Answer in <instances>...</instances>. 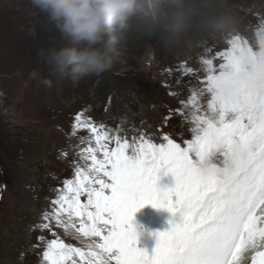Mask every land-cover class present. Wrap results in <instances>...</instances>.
<instances>
[{"label":"rangeland","instance_id":"1","mask_svg":"<svg viewBox=\"0 0 264 264\" xmlns=\"http://www.w3.org/2000/svg\"><path fill=\"white\" fill-rule=\"evenodd\" d=\"M197 1L186 0L178 9L171 0H164L153 24L136 20L128 33L114 39L112 55L118 67L106 71L110 76L103 73L73 83L51 77L40 55L68 43L46 15L33 9L30 0H0V264H49L43 253L53 239L85 253L90 244L101 242L99 237L76 231L81 219L90 223L86 217L69 218L67 213H61L59 224L52 216L55 226L38 230L42 213L51 215L50 202L71 195L64 184L76 181L78 171L93 181L97 178L83 152L89 142L96 147L95 139L90 132H76L72 127L78 113L85 122L97 124L101 134L107 130L110 137L120 136L131 144L147 133L145 139L159 144L165 142L160 131L163 117L181 108L163 132L182 147L195 138L197 116L211 114L210 96L202 91L206 85L196 74L203 67L202 53L230 50L228 38L245 37L254 50L264 43V0ZM225 2H232L234 8L229 12L221 8ZM189 17L198 21L195 27L184 24L174 33L162 27L164 22L181 24ZM218 18L227 21L226 29L224 24L209 27ZM48 24L54 28L55 40H38L50 30ZM139 31L147 38H140ZM45 78L53 80L51 87L42 82ZM108 146L115 147L114 139ZM96 155L103 159L102 152ZM98 178L110 182L102 173ZM173 185L170 175L160 181L162 188ZM80 201L87 203L86 193ZM173 220L166 209L150 204L139 209L133 219L137 247L151 254L156 234L168 230ZM73 262L87 264L78 255L64 264Z\"/></svg>","mask_w":264,"mask_h":264},{"label":"snow or ice","instance_id":"2","mask_svg":"<svg viewBox=\"0 0 264 264\" xmlns=\"http://www.w3.org/2000/svg\"><path fill=\"white\" fill-rule=\"evenodd\" d=\"M227 44L230 50L223 53H202L196 74L203 77L211 114L197 116L195 138L187 147L163 132L181 108L163 117L165 142L159 144L145 139L147 133L130 144L75 116V131L86 130L95 139L96 147L89 142L83 152L97 178L78 171L76 181L64 184L71 195L50 202L51 215L42 213L38 230L55 226L52 216L59 224L61 213H67L86 217L90 223L81 219L76 231L101 242L85 253L53 239L43 253L49 264H64L74 255L87 264H264V43L258 50L245 37L228 38ZM113 139L115 147L109 148ZM101 173L110 182L98 178ZM169 175L174 185L162 188L160 181ZM84 193L86 204L80 201ZM149 204L174 217L168 230L156 234L151 254L137 247L133 226L134 214Z\"/></svg>","mask_w":264,"mask_h":264},{"label":"clouds","instance_id":"3","mask_svg":"<svg viewBox=\"0 0 264 264\" xmlns=\"http://www.w3.org/2000/svg\"><path fill=\"white\" fill-rule=\"evenodd\" d=\"M164 0H30V5L46 15L59 33L68 41L59 48H52L40 55L49 66L50 76L56 80H70L73 83L99 76L108 71L113 62L112 44L117 36L129 32L136 20L153 24L156 12ZM182 9L186 0H171ZM195 17L185 19L181 24L164 22L167 33H174L184 24L193 27ZM227 23L225 19H214L209 27L216 29ZM186 42V41H185ZM51 87L53 80L42 81Z\"/></svg>","mask_w":264,"mask_h":264},{"label":"trees","instance_id":"4","mask_svg":"<svg viewBox=\"0 0 264 264\" xmlns=\"http://www.w3.org/2000/svg\"><path fill=\"white\" fill-rule=\"evenodd\" d=\"M200 0H198L197 1V3L199 2ZM196 3V4H197ZM232 2H225V4L224 5H221V8H223V9H227V11L229 12V11H231L233 8H234V5H232L231 4ZM221 19V18H220ZM49 25V24H48ZM223 26V29H226L227 27L225 26V24L224 25H222ZM49 31L47 32V33H45L44 35H42L41 34V36H39L38 37V40H46V39H48V40H50V39H53V40H55V37H54V28H52L50 25H49ZM143 30H144V28H143ZM145 31V30H144ZM139 32H141V34H140V38H142V39H146L147 38V35L148 34H146V33H144L143 31H139ZM146 32V31H145ZM43 36H48L49 38H44ZM48 48H50L49 46H47ZM114 67H118V64L115 62V60H113V62H112V66H111V68H114ZM106 73V76L108 77V76H110V74H109V72H105ZM116 108L118 109L119 108V105L118 106H116ZM121 119H122V117H120V123L122 122L121 121Z\"/></svg>","mask_w":264,"mask_h":264}]
</instances>
